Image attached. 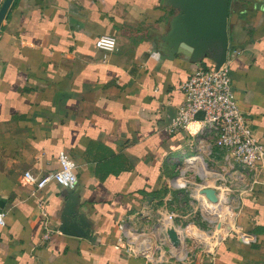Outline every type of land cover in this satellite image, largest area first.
I'll return each mask as SVG.
<instances>
[{"label":"crops","instance_id":"1","mask_svg":"<svg viewBox=\"0 0 264 264\" xmlns=\"http://www.w3.org/2000/svg\"><path fill=\"white\" fill-rule=\"evenodd\" d=\"M173 15L162 0H13L0 26V264H175L118 241L121 220L156 213L198 150L201 124L170 128L199 64L154 53ZM228 35L235 98L264 144V0H231ZM103 36L116 38L113 51L96 48ZM61 153L77 164V188L52 182L32 196L24 174L59 171ZM40 200L53 227L86 236L60 231L41 245ZM237 211L254 242L229 238L180 264H264L263 181Z\"/></svg>","mask_w":264,"mask_h":264},{"label":"built area","instance_id":"2","mask_svg":"<svg viewBox=\"0 0 264 264\" xmlns=\"http://www.w3.org/2000/svg\"><path fill=\"white\" fill-rule=\"evenodd\" d=\"M115 46L114 37L103 36L96 41V48L100 50L111 52ZM234 56L235 53L227 55L226 62L218 70L214 66L199 64L190 78L181 84L180 90L185 93L186 99L178 107L170 128V131L175 132L187 131L197 122L202 126L192 143V147H197V152H193L178 165L177 175L169 184L176 190L190 188L197 195V198L192 195L193 198L201 202L202 212L208 217L206 220L211 224L212 220H218L217 228L215 231L196 228L184 233L182 226L177 225L178 215L174 211L160 213L158 210L154 214L145 213L135 219H123L119 224L121 237L118 241L127 253L143 257L149 263L180 264L195 258L193 246L200 248L199 253L210 255L218 244L229 238L239 239L243 244L255 241L254 236L236 226L237 203L246 191H252L255 185L264 182V144L255 137L249 120L235 98L232 85ZM59 161L61 168L57 172L40 177L31 172L24 174L25 180L33 187L32 196H36L52 182L70 191L77 188V164L64 153L60 154ZM216 166H221L220 171L215 169ZM213 180L215 187H211L210 182ZM178 181L181 184L176 185ZM206 190L215 191L216 202L208 198ZM231 194L236 196L234 207L230 204ZM212 206L220 208L223 213H231L233 225L221 216L212 218L209 213ZM38 207L42 229L40 243L44 246L60 231L53 227L46 202L40 200ZM5 218L6 214L0 213L1 227L6 226ZM170 231L182 238L180 247H174ZM197 234L203 239L194 237ZM189 241L193 244L191 248Z\"/></svg>","mask_w":264,"mask_h":264},{"label":"water","instance_id":"3","mask_svg":"<svg viewBox=\"0 0 264 264\" xmlns=\"http://www.w3.org/2000/svg\"><path fill=\"white\" fill-rule=\"evenodd\" d=\"M13 0H5L0 9V26L3 23ZM174 12L169 30L160 38L154 49L160 61L182 58L187 62L202 64L211 61L218 70L227 60L229 52L228 19L231 0H162ZM70 191V190H69ZM208 198L216 202L214 190H206ZM64 234L81 237L76 226H60ZM91 235L89 234V237ZM175 242V233L169 232Z\"/></svg>","mask_w":264,"mask_h":264},{"label":"rangeland","instance_id":"4","mask_svg":"<svg viewBox=\"0 0 264 264\" xmlns=\"http://www.w3.org/2000/svg\"><path fill=\"white\" fill-rule=\"evenodd\" d=\"M220 167L221 166H216L215 169L217 171H220ZM213 171L215 172V170ZM210 183L211 187L216 186L214 180ZM166 187L168 188L165 190L166 196L162 198L159 207L156 208L157 210H160V213H164V211H174L178 215L177 225L182 226V228L184 229V233H187L196 228L206 231H215L218 226V220H212L213 224L206 220V218L208 217L204 212H202L200 205L201 202L193 198V196L197 198V195L193 194L190 188L185 187L181 190H176L170 185H166ZM235 203L236 196L231 194V207H234ZM158 215L160 216V214ZM188 245L190 246V248L191 246H193L191 241H189ZM192 248H195L193 249L194 252L200 251V248L196 246H193Z\"/></svg>","mask_w":264,"mask_h":264},{"label":"bare ground","instance_id":"5","mask_svg":"<svg viewBox=\"0 0 264 264\" xmlns=\"http://www.w3.org/2000/svg\"><path fill=\"white\" fill-rule=\"evenodd\" d=\"M181 184V182H176V185H179ZM209 213H210V216L212 218H215V217H219L221 216V218L224 220V221H227V223L233 225V216L231 213H226V212H222L220 210V208L216 207V206H212L211 209H209ZM194 237H196L198 240H201L203 239V237L201 235H195ZM175 242H174V247H180V245H182V238H178V236L176 235L175 236Z\"/></svg>","mask_w":264,"mask_h":264},{"label":"trees","instance_id":"6","mask_svg":"<svg viewBox=\"0 0 264 264\" xmlns=\"http://www.w3.org/2000/svg\"><path fill=\"white\" fill-rule=\"evenodd\" d=\"M206 67H210L208 64L205 65Z\"/></svg>","mask_w":264,"mask_h":264}]
</instances>
